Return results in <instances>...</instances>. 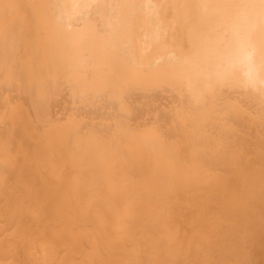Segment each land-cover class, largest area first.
I'll return each instance as SVG.
<instances>
[{"label": "bare ground", "instance_id": "1", "mask_svg": "<svg viewBox=\"0 0 264 264\" xmlns=\"http://www.w3.org/2000/svg\"><path fill=\"white\" fill-rule=\"evenodd\" d=\"M0 264H264V0H0Z\"/></svg>", "mask_w": 264, "mask_h": 264}]
</instances>
